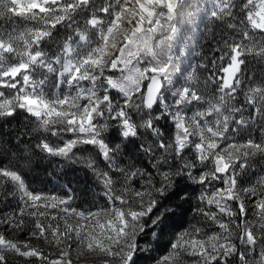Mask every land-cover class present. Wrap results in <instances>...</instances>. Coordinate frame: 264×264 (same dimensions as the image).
I'll list each match as a JSON object with an SVG mask.
<instances>
[{"label":"snow or ice","instance_id":"1","mask_svg":"<svg viewBox=\"0 0 264 264\" xmlns=\"http://www.w3.org/2000/svg\"><path fill=\"white\" fill-rule=\"evenodd\" d=\"M209 3L210 11L207 5L202 8L200 0H106L102 4L97 0H0V19L4 21L0 26V118L24 110L43 133L73 137L56 148L41 140L38 147L49 155L68 157L78 145L98 147L121 182L117 187L118 180L109 171L93 169L106 190L108 207L78 210L71 199L30 192L16 172L0 170V190L9 182L19 190L18 207L0 216V227L5 229L0 231V264H8L9 252L34 257L39 264H79L81 258L85 264H131L137 236L145 229L144 218L158 222L159 200L181 175L201 185L197 212L221 231L206 234L194 228L182 233L163 264H183L185 254L196 257L191 264H264V177L256 185L242 188L236 176L250 167L256 156H264V126H257L264 121V81L257 82L253 75L245 87L243 69L248 57L264 65V0ZM186 10L191 19L201 12L213 19H227L228 28L238 29L240 39L225 38L217 48L220 55L212 68L218 71H213L209 80L218 81V98L205 100L198 91L185 87L170 108L153 116L162 81L172 68L181 31L180 13ZM58 27L67 29V35L57 42L62 51L49 56L41 44ZM256 30L259 36L253 34ZM93 31L95 44L90 39ZM113 71L120 73L119 78L107 74ZM48 74L57 75V87L66 76L70 94L47 99ZM144 81L148 82L146 90ZM113 89L122 93L121 101L112 100L109 93ZM241 91L246 107L234 104ZM200 103H207V108L192 115L184 111L189 104ZM249 109L251 113L245 116ZM144 112L149 115L139 126L156 135H161L154 129L156 120L168 116L175 124L174 141L159 140L158 147L163 162L168 163L171 157L177 166L170 165L162 172L157 168L159 183L139 169L121 167L115 159L118 150L110 151L102 139L113 120L124 124L126 134L134 135L132 114ZM242 133L247 134L243 142L237 139ZM189 147L196 154L195 161L183 155ZM146 150L155 151L152 145ZM87 166L93 167L92 163ZM197 167L202 171L194 176ZM137 177L139 189L132 185ZM212 205L216 211L209 210ZM49 207L62 214L63 229L58 221L52 222L56 216L49 219ZM248 216L257 217L256 222L246 219ZM25 217L34 221L29 223ZM72 217L77 218L76 225L69 222ZM81 220L84 226H80ZM17 230L57 246L56 258L28 243L6 238V231L17 234ZM257 249L259 260L249 259Z\"/></svg>","mask_w":264,"mask_h":264},{"label":"rangeland","instance_id":"2","mask_svg":"<svg viewBox=\"0 0 264 264\" xmlns=\"http://www.w3.org/2000/svg\"><path fill=\"white\" fill-rule=\"evenodd\" d=\"M98 3H104L106 0H97ZM202 8L207 5L209 11H210V3L209 0H200ZM218 3L222 4L223 0H217ZM98 16L103 15L102 13H98ZM182 19L181 23L179 25L181 31L179 34L178 41L176 43V47L173 50V59H172V68L170 69L167 77L163 80V89L160 94V99H158L157 104L154 108L156 115L161 114L165 109L170 108L174 102L177 99V93L181 91V89L185 87H190L193 90L198 91L201 93L205 100L209 98H218L219 93L216 91L218 81L217 83H212L209 80L210 74L214 71L212 68V64L210 63V58L206 57L205 55L201 56L199 53V42L201 41L202 34L206 31V27L209 25L210 21L213 19L204 12H201L197 14V16L194 19H191V12L188 10L181 11L180 13ZM21 26H23L24 22L20 21ZM4 25V21L0 19V26ZM81 26H83V23H81ZM62 30H65L64 28H61ZM67 33V32H63ZM63 36H61V39L59 38V35H55V31L52 33V36L44 41L41 44V48L44 49L49 56L55 55L62 51V48L60 45H58V41L62 40ZM93 44H95L97 40V35L95 31L91 34L90 37ZM239 40L240 38H236ZM83 43V42H80ZM16 62V61H13ZM219 64V61L217 62ZM57 69H59V65H56ZM108 75H112L114 78H119L120 73L118 71L108 72ZM48 80L45 85V95L47 99L53 100V99H59L63 98L65 95L70 94V90L66 80L67 77L65 76L63 80L65 82H62L57 87V75L56 74H48ZM189 77H192V79H189ZM207 81V83H206ZM85 87H88L89 84L87 81L82 82ZM99 83V82H98ZM147 81L143 82V88L145 90L147 86ZM75 94V89L73 90V93ZM103 95V91L100 93ZM110 97L113 101H121L123 99L122 93L119 91L113 89L110 90ZM163 101V103H161ZM207 103H200V104H189L187 108L184 109V111L188 115H192L197 110H203L207 108ZM20 110V109H17ZM24 111V110H21ZM27 115L28 113L24 111ZM29 116V115H28ZM31 117V116H30ZM136 117V119H135ZM33 118V117H32ZM35 120V118H33ZM165 119L167 120V124H164ZM211 119V118H209ZM31 120L30 122L33 123V125L36 124V132L39 131L38 124L36 120ZM116 125L118 127V136L121 138V141L124 143L135 139L137 136L136 128L134 121H138L141 123L143 119L141 118V115H137L135 113L132 114V122L134 124V131L135 134H126L127 129L124 126L122 122L116 121ZM159 124L157 126H154V129H157L161 135L154 134L153 130H145L144 131V139L147 142V145H152L155 149L153 151L154 153H157L156 155L159 156V159H162L163 153L162 150L158 147L159 140L166 139L165 142L169 141L170 135H169V127L173 130V138L172 141H174V136L176 133L175 124L168 116H163L161 119L158 120ZM50 139V145L53 148L63 146L65 140L73 138L69 135L63 136V137H54V136H47ZM103 142L108 146L110 151L112 149L122 150L121 144L119 140H117L116 136H112L104 132L102 134ZM193 141H195V137L191 138ZM238 140L243 142L247 139V135L242 133L239 137H237ZM123 146V145H122ZM90 147L95 148L96 146L91 145H78L73 149L76 151H72L71 154H74L71 158V161L73 164L77 163V159H87L89 161L90 158H93L94 156V150H91ZM97 152L100 154V151L98 147H96ZM122 152V151H121ZM186 158L189 161H195L196 154L193 151L191 147L187 148L185 150ZM68 156V157H69ZM101 159L103 161L102 170L107 171L108 166L106 167V164H108L102 155L100 154ZM62 157V156H61ZM75 157V158H74ZM123 159V156H121ZM67 158V157H64ZM88 163V162H87ZM85 163V165H87ZM118 163V162H117ZM119 164V163H118ZM121 166L123 168H130L127 164L124 163V160L120 162ZM259 169L256 167L251 168L249 171H246L244 173L242 178V183L239 184L242 188H247L256 185L257 181L264 177V160H260L257 162H254ZM153 166L157 164H152ZM7 169L9 171H14L18 175L17 172V166L13 162L7 163L5 166L0 168ZM195 170L201 172L202 169L197 167ZM263 170V171H261ZM21 178L22 176L19 175ZM24 187L29 190V183L27 185V182L22 178ZM140 181V180H139ZM57 186L59 187L60 191L54 192L51 190V188H48L46 193H37V194H51L56 195L59 197H63L66 199H71L72 192L71 190L62 182L54 181ZM31 183V187H34L35 189L41 186L40 184L38 186H35ZM133 183V181H132ZM219 184V182H216ZM100 190H93L92 195H89V192L83 189V192L87 194V196H83L82 202H80L83 205H78L77 203H73L75 207H77L78 210H92L96 211L100 208H106L108 207V198L106 196V192L104 191V186L102 184ZM140 188V183L137 187V189ZM39 191V189H36ZM11 193L10 195H4V192ZM201 191V185L198 188V191H196L197 200L194 201V204L191 206V211L188 213V218L186 220V226L188 227L187 232L191 231L194 228H201L203 229V233L206 234H213L216 232H220L221 230L218 228V225L215 224L210 218H206L200 213L197 212V207L199 205V195ZM31 192V191H30ZM247 199V198H246ZM252 199H255L253 197ZM86 202V203H84ZM19 203V190L10 182L5 184V188L3 190H0V216H3L5 213L12 212L14 209L18 207ZM165 209V208H164ZM163 210H158V212H155V215L160 216V219L155 224L152 223V218L147 217V220H144V223H149V225L145 224V229L137 236V247L135 248L131 260V264H163V258L170 254L172 251L171 245L180 237L179 235L172 236L171 240L169 241V244H167L164 248H157L158 246V235L156 234V227L160 225L163 221V217H165L166 212ZM43 210V209H41ZM211 211H216L215 205L210 206ZM49 213V219H51L52 216H56L57 220L52 221L53 223L59 222V227L61 229L64 228L65 221L60 219V214L58 212L57 208L49 207L47 209ZM43 219V217L41 218ZM146 219V218H144ZM226 219V217H225ZM246 219H251L254 223L257 220V217L255 216H248ZM25 220L31 223L34 221V218L31 217H25ZM70 223L73 225H76L77 218L72 217L69 220ZM85 222L80 221V226H84ZM235 227V226H233ZM0 231H5L3 227H0ZM238 231V230H237ZM181 232V231H180ZM184 232H181V234ZM47 234V233H46ZM5 236L7 239H13L14 241L20 242V243H28L29 245L41 249L45 254L51 253V258H56L58 247L52 244H49L47 241H45L42 237L38 238L36 236H30L25 233H19L17 230V234H13L12 232H5ZM221 242V241H218ZM259 250V249H258ZM6 256L8 258V264H39V261L36 260L34 257H19L15 255L14 253H6ZM144 258L145 261H134L135 258ZM73 259H75V253H73ZM90 259V258H89ZM183 264H191L193 260L196 259V257L188 256V255H182L181 257ZM79 264H85L84 258H81L79 261Z\"/></svg>","mask_w":264,"mask_h":264},{"label":"trees","instance_id":"3","mask_svg":"<svg viewBox=\"0 0 264 264\" xmlns=\"http://www.w3.org/2000/svg\"><path fill=\"white\" fill-rule=\"evenodd\" d=\"M84 15L87 16L90 14L85 13ZM80 23H83V21L81 20ZM228 23L229 21L227 19H212L206 27V31L202 34L201 41L199 42V53L201 56L205 55L206 57H209L210 63H213V60L220 55L217 48L221 46L223 39L231 37H235V39L240 38L238 35V29H229ZM249 31L251 32L252 30L249 28ZM63 32H67V29L62 30L58 27L55 30V35H59V38L61 39V36L64 37L67 35V33ZM253 34L259 36V30L253 32ZM243 69L245 75V87L248 86L249 78L253 75L255 76L257 82L264 81V65L254 61L251 57L246 59ZM214 71H218V69ZM234 104L236 106L243 105L246 107L242 91L237 93V98L234 101ZM250 113L251 109H249V113L246 112L244 115L248 116ZM148 115V112H144L141 114V118L144 120L148 117ZM151 115H156L154 109L151 110ZM31 120L34 119L21 110H17L16 114L12 117L0 118V168L9 162H13L17 166V172L19 175H21L27 182V185L29 183V190L36 194L46 193L48 188H51L54 192L59 193L60 189L54 181L62 182L71 190L72 195L70 197L72 202L77 203L78 205H83L80 202H82L83 196H87V194L83 192V189L88 191L89 195H92L93 190L103 189L101 188V181L97 178V175L93 170L103 169V161L100 154L97 152L96 147H90L91 150H94V156L93 158H90L91 161L87 159H77L78 161L75 164L71 161L74 154H71L67 158L49 155L38 147V145L41 140L45 139L50 143V139L47 136L51 135L43 133L40 129L36 132V124L33 125V123L30 122ZM158 120L155 121V127L159 124ZM134 124L137 133L136 138L124 143L118 136V127L116 122L114 120L112 122L110 121V125L107 127L106 133L116 136L122 148V150H119V154L115 156V159L120 166V162L124 160V163L131 169H139L149 175H152L157 183H159L160 177L157 174V168H159V171L161 172L167 171L169 170L170 165L175 168L177 166V161L169 157L168 163H164L163 159L158 158L159 156L156 155L157 153L147 151L146 149L148 145L144 139L143 128L139 126L140 123L138 121H134ZM164 124H167L166 119ZM257 126H264V121L258 122ZM168 132L170 135L169 141H172V128L169 127ZM255 136L257 140H259L258 131L255 133ZM162 140L166 141L165 138ZM185 154L186 152L184 151L183 155L185 156ZM121 156H123V159ZM50 159L52 160L50 161ZM158 160H160L159 165L153 166L152 164H157ZM260 160H264V156H256L251 161L250 167L246 168L245 171L238 172L236 174L238 184L242 183V178L246 171H249L251 168L257 166L254 162ZM87 162L92 163L93 167L90 168L85 165ZM107 166L108 164H106V167ZM257 168L259 169L258 166ZM107 171L110 172L113 178L118 180L116 186L120 187L121 182L119 180V174L111 172L109 168ZM199 174L200 172L194 169L193 175L198 176ZM139 180V177L132 180L134 188L138 187L140 183ZM30 181L35 186H38L39 184L41 185L36 188L39 189V191H37L34 187H31ZM199 187L200 184L194 183L187 175H181L176 177L172 187L159 200L156 212L165 208L164 211L166 214L165 217H163L164 219L162 223L155 229L159 238L157 246L158 249L166 247L172 236H180L181 232H187L188 227L185 222L188 218V213L191 211L192 204H194V201L197 200L196 191H198ZM104 191L106 192L105 189ZM144 220H147V217ZM144 224L149 225V223L146 222ZM236 242L238 243V241ZM259 258L258 249L256 253L249 257V259L253 260H259ZM134 261H145V259L137 257Z\"/></svg>","mask_w":264,"mask_h":264},{"label":"water","instance_id":"4","mask_svg":"<svg viewBox=\"0 0 264 264\" xmlns=\"http://www.w3.org/2000/svg\"><path fill=\"white\" fill-rule=\"evenodd\" d=\"M162 89H163V81H162V86H161L160 94H161V92H162ZM145 90H146V88H145ZM157 101H158V100H157ZM156 104H157V102H156L155 105L153 106V109L155 108ZM153 109H152V110H153Z\"/></svg>","mask_w":264,"mask_h":264},{"label":"bare ground","instance_id":"5","mask_svg":"<svg viewBox=\"0 0 264 264\" xmlns=\"http://www.w3.org/2000/svg\"><path fill=\"white\" fill-rule=\"evenodd\" d=\"M47 159V158H46ZM52 159H50V161H51Z\"/></svg>","mask_w":264,"mask_h":264}]
</instances>
